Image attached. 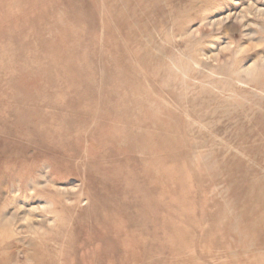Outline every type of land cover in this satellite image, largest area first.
Listing matches in <instances>:
<instances>
[{"label":"rangeland","instance_id":"obj_1","mask_svg":"<svg viewBox=\"0 0 264 264\" xmlns=\"http://www.w3.org/2000/svg\"><path fill=\"white\" fill-rule=\"evenodd\" d=\"M0 264H264V0H0Z\"/></svg>","mask_w":264,"mask_h":264}]
</instances>
